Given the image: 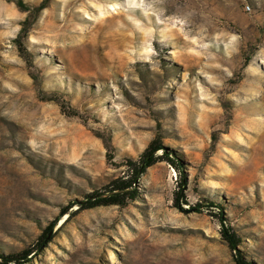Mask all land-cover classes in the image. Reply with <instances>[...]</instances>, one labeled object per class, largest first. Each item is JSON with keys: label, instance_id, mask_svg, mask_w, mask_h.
I'll return each instance as SVG.
<instances>
[{"label": "rangeland", "instance_id": "obj_1", "mask_svg": "<svg viewBox=\"0 0 264 264\" xmlns=\"http://www.w3.org/2000/svg\"><path fill=\"white\" fill-rule=\"evenodd\" d=\"M157 133L183 173L160 161L128 205L64 214L27 264H237L215 216L174 206L183 175L264 264V0H0L1 253L35 248Z\"/></svg>", "mask_w": 264, "mask_h": 264}, {"label": "trees", "instance_id": "obj_2", "mask_svg": "<svg viewBox=\"0 0 264 264\" xmlns=\"http://www.w3.org/2000/svg\"><path fill=\"white\" fill-rule=\"evenodd\" d=\"M17 6L23 10L31 11L34 15H38L43 9H45L50 0H42L37 6H30L26 4L23 0H14ZM27 35V28L22 27L21 31L14 39V42L18 48L19 54L24 58L27 66L31 70L34 66L33 58L31 52L25 44V37ZM36 82H39V77L37 74H31ZM48 99L57 100L60 103L61 109L68 115H79V112L71 108L65 101H62L57 96H47ZM107 147L110 146V137L101 134ZM161 154H158L159 151ZM160 161H168L175 169H177L181 174L182 165L180 159L175 156L172 152L165 147L162 140V135L157 133L155 138L149 143V145L140 153L138 158L128 157L126 163L125 173L121 176L111 179L106 184L101 187L87 193L83 200H75L70 204L61 207L59 215L50 222L48 226L44 229L43 233L39 236L35 248L29 247L25 248L20 252L15 253H1L0 252V264H27L30 262L32 254L40 250L48 241H50L54 235V228L57 225L58 220L67 213L70 215H75L79 211L92 209L99 206H109L118 205L124 207L128 205L130 201H134L139 197V182L141 181L147 170ZM178 188L175 191L174 206L180 211L188 212H198L204 213L208 211L211 215L215 216L221 227V236L227 243L232 251L233 258L237 264H254L252 261L247 260L239 245L242 242V237L234 229V227L229 222V219L224 213L223 207L210 199H203L202 202H197L191 204L188 201L185 188L187 185L186 176H181V180L178 183ZM78 205V208L72 212L70 209Z\"/></svg>", "mask_w": 264, "mask_h": 264}]
</instances>
